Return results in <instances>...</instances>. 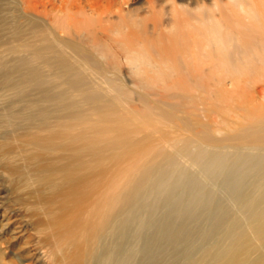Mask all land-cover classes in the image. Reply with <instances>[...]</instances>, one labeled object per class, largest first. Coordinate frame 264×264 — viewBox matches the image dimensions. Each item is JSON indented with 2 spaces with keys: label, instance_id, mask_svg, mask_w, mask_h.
I'll list each match as a JSON object with an SVG mask.
<instances>
[{
  "label": "rangeland",
  "instance_id": "374dc122",
  "mask_svg": "<svg viewBox=\"0 0 264 264\" xmlns=\"http://www.w3.org/2000/svg\"><path fill=\"white\" fill-rule=\"evenodd\" d=\"M44 11L56 18L58 11L60 24L72 27V35L45 26ZM176 20L184 21L177 29L188 34H175ZM2 31L16 32L18 63L14 76L0 75V146L13 132L6 127L30 116L37 125L42 119L77 117L99 125L104 140L111 131L136 132L140 142L164 122L165 110L190 118L186 121L194 131L218 141L219 148L211 151L219 157L208 156L203 165L230 166L219 181L206 178L215 198L204 212L192 214L193 204H178L176 197L155 215L146 214L143 234L149 239L143 247L154 237L158 264H225L202 258L210 249L222 251L214 234L224 217L235 233L248 230L240 264H264V239L251 230L254 219L240 204L257 201L258 195L247 179L238 191L245 196L241 202L227 183L246 166L252 179L264 174V0H0ZM57 49L70 59L58 61ZM55 97L65 102L61 111L52 102ZM180 135L189 145L192 134ZM122 138L114 145L123 151L136 141ZM107 146L105 140L103 149ZM165 146L146 167L154 183L159 170L171 166L169 158L183 152ZM182 164L194 177L210 173L188 158ZM172 225L175 233L166 238Z\"/></svg>",
  "mask_w": 264,
  "mask_h": 264
},
{
  "label": "bare ground",
  "instance_id": "6f19581e",
  "mask_svg": "<svg viewBox=\"0 0 264 264\" xmlns=\"http://www.w3.org/2000/svg\"><path fill=\"white\" fill-rule=\"evenodd\" d=\"M57 12L56 18L51 16L53 13L44 11L43 24L56 33L59 28L71 36L72 27L60 24L63 16ZM176 21L175 34H188L186 28L177 29L184 21ZM16 35V32L10 36L0 32L1 76L16 74ZM58 49V61L70 59L64 49ZM51 57L55 59V55ZM52 102L58 106L56 111H61L65 105L59 97ZM157 109L160 114L167 112L166 117L163 116L166 119L152 129L143 142L138 141L140 133L111 131L105 135L109 144L105 150L99 125L77 117L69 120L60 116L54 123L42 119L37 125L30 116L25 122L6 127L13 132L0 146V264H158L154 237L143 247V240L149 236L143 234L142 218L146 214L155 215L157 208L170 204L168 202L176 197L178 204H193L192 214L204 212L203 208L215 198L206 178L211 182L219 181L230 165L216 166L213 162L203 165L206 157L210 156L213 161L219 157L211 151V148H219L218 141L207 133L194 131L187 124L190 118L178 119L168 110L163 112L160 106ZM183 131L192 134L189 145L182 142L180 133ZM118 137H123V141L130 138L136 141L123 151L115 148ZM166 144L183 152L169 158L171 166L159 170L154 183L146 167L167 150ZM183 157L210 173L194 177L182 164ZM140 161L143 165L137 167ZM250 175L251 169L246 166L239 174L228 178L227 183L232 194L242 202L245 196L241 197L242 192L238 191L245 180H250L249 186L258 199L240 204L249 219H254L251 230L264 239V174L253 179ZM225 223L224 217L219 219L214 234L219 238L214 245L222 251L215 253L210 249L202 258L240 264L247 253L248 230L237 234ZM175 230L173 225L166 228V238L172 237ZM226 242L231 246L222 249Z\"/></svg>",
  "mask_w": 264,
  "mask_h": 264
}]
</instances>
